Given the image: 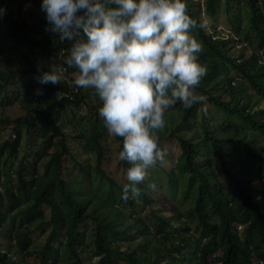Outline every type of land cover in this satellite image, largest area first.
Wrapping results in <instances>:
<instances>
[{"label": "trees", "instance_id": "obj_1", "mask_svg": "<svg viewBox=\"0 0 264 264\" xmlns=\"http://www.w3.org/2000/svg\"><path fill=\"white\" fill-rule=\"evenodd\" d=\"M33 3L0 0V106L21 107L25 114L13 123L25 125L37 147L30 161L28 145L22 155V128L0 146V264H84L79 228L87 224L97 264H264V0H185L206 68L194 91L205 99L166 111L156 130L161 157L126 198L131 164L118 158L122 138L108 134L92 89L73 91L78 69L64 63L72 41L46 31L45 13ZM220 11L234 37L205 23ZM56 64L70 81L39 84L36 77ZM82 105L86 115L66 117ZM227 119L247 134L220 136L232 131ZM69 158L75 166H64ZM77 172L82 178L72 180ZM166 194L187 204L170 216L154 209ZM139 205L148 211L139 213Z\"/></svg>", "mask_w": 264, "mask_h": 264}, {"label": "clouds", "instance_id": "obj_2", "mask_svg": "<svg viewBox=\"0 0 264 264\" xmlns=\"http://www.w3.org/2000/svg\"><path fill=\"white\" fill-rule=\"evenodd\" d=\"M40 8L45 30L72 41L64 63L78 69L73 84L94 91L108 134L122 138L118 158L131 164L123 196L137 194L161 157L156 130L166 111L177 101L188 108L205 99L194 91L206 72L198 62L202 46L189 32L196 21L185 0H41ZM60 73L66 79L65 67L36 79L56 84Z\"/></svg>", "mask_w": 264, "mask_h": 264}, {"label": "rangeland", "instance_id": "obj_3", "mask_svg": "<svg viewBox=\"0 0 264 264\" xmlns=\"http://www.w3.org/2000/svg\"><path fill=\"white\" fill-rule=\"evenodd\" d=\"M31 0H8V2L13 6V2H16L17 4H19L20 6H22L23 8H27V5L30 4ZM40 2L41 0H34V6L36 9H38V7L40 6ZM221 2V1H220ZM82 10H78V14L81 12ZM204 21L206 24H208L210 21L212 24L216 25L218 24V31L221 30V36L226 37V38H230V36L234 37V33H232V28L230 26H228L227 24V20H226V16L224 15V13L222 11H220V15L217 16V18H211L209 19L208 17H204ZM212 34L218 35L216 30L214 28H211ZM252 36V41L256 40L254 35ZM58 68L63 69L62 66H60L59 64H56L55 67L51 68L52 72H55ZM41 75V74H39ZM38 75V76H39ZM61 75V73H60ZM66 76V75H65ZM72 78L74 79L76 74H72L71 75ZM64 76L61 75V80H65L67 83L70 81V79L68 77L63 78ZM28 81V79L23 81V85ZM22 85V87H23ZM77 87V86H76ZM79 88V87H78ZM22 90L24 91V89L22 88ZM83 92H85L87 89L82 87ZM90 101V106H97L98 105V99L96 97H91L89 98ZM99 107V106H98ZM88 108L86 106H80V108H73V110L71 112H67L66 117H75V118H80L81 116H84L87 114L88 112ZM24 111L21 109L20 106H14L11 108H5L3 106H0V146L6 142L7 140H12L13 137L12 135L14 133H16V131L18 129H21V133L23 135V139H22V150L21 153L23 155V153L25 152V150H27V145L29 146V148L32 150L31 153L29 155H26V159L28 161H30L31 159H33V156L31 155L33 153V151L36 150V146L32 148L33 144H30L31 141L28 140L27 137V127L25 125H23L21 128H19V126H17L16 123H13V121L19 117L24 116ZM76 114V115H74ZM201 114L198 113L197 118L200 119ZM173 118V117H172ZM4 119H7L9 121H11L10 123H5ZM167 119V118H166ZM168 120V119H167ZM218 120V119H216ZM66 122H70V120L66 119ZM220 121L222 122L223 119L220 117ZM85 125H88L87 120H85L84 122ZM233 127L231 130L232 131H227V130H223L219 135L222 137L227 136H235V137H241L243 135H246V132H243L240 129V122H238L235 119H227V121L224 124V127ZM85 127V126H83ZM81 127V128H83ZM14 128H16V131L13 132ZM64 129H66L70 134L74 133V129L71 127H68L66 124L64 125ZM74 135V134H72ZM161 133L156 131V136H160ZM69 145L70 147L75 150L77 147H79L80 145L77 144V141L74 140L73 138H69ZM26 146V147H25ZM77 156L80 157L81 159L83 158V153H77ZM15 166H18V162L15 163ZM64 166H75V163L73 162V160L71 158H69L65 163ZM78 174V175H76ZM81 179L82 176L81 174H79L78 172L72 175V180H75L76 178ZM186 179V178H185ZM70 180V184L73 185L74 182ZM186 182V180H185ZM184 192V191H183ZM182 191L177 193V198L181 197ZM159 198V195H158ZM187 203H181L179 206H177L175 204V202L170 201V196L168 194L165 195V201L164 203H159L157 206H154V209L156 210H160V209H164L167 212V215L170 216V210H172V212H176L181 206H185ZM138 212L139 213H143L148 211V208H146L145 206H138ZM85 226V228L83 227ZM81 225L79 228V231L83 232L82 233V245L80 248V252H81V257L83 258L84 264H97L98 262V257H95L94 255V245H93V233H92V227L91 225L87 224V225ZM37 232L33 233V238L35 239V241L38 242L37 246H40L41 244L44 243L43 239H39L36 235ZM45 239V238H44ZM56 244V243H55Z\"/></svg>", "mask_w": 264, "mask_h": 264}]
</instances>
